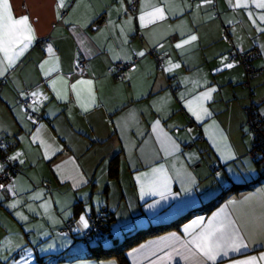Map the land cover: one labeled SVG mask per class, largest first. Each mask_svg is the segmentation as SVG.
I'll return each mask as SVG.
<instances>
[{
    "label": "crops",
    "instance_id": "obj_1",
    "mask_svg": "<svg viewBox=\"0 0 264 264\" xmlns=\"http://www.w3.org/2000/svg\"><path fill=\"white\" fill-rule=\"evenodd\" d=\"M130 1L64 0L58 8L59 0H9L15 18L29 17L35 40L10 68L0 51V70L7 69L0 76V137L11 147L9 156L21 153L11 190H0V264H119L89 253L138 229L170 223L264 175V159L255 162L261 155L247 157L244 129L247 100L264 111V72L250 82L247 98L240 88L243 69L224 67L226 54L238 48L256 49L253 66H264V36L262 42L255 37L264 21L249 19L264 9L252 0L246 8L217 0L222 12L215 18L211 3L202 0H137L134 12ZM153 7L163 8L166 18L144 26L139 17ZM191 35L197 40L176 47ZM157 54L164 56L161 69ZM134 57L125 80L108 73ZM79 58L86 60L83 72L74 70ZM207 91L211 99L199 100ZM27 95L35 102L33 121L19 102ZM201 104L209 115L197 119L193 111ZM101 213L111 217L108 239L104 234L83 246L79 239L90 216ZM66 222L69 236L59 233ZM228 222L247 247L226 248L215 262L191 256L194 237ZM261 255L264 179L125 254L128 264H234L249 257L264 264Z\"/></svg>",
    "mask_w": 264,
    "mask_h": 264
},
{
    "label": "snow or ice",
    "instance_id": "obj_2",
    "mask_svg": "<svg viewBox=\"0 0 264 264\" xmlns=\"http://www.w3.org/2000/svg\"><path fill=\"white\" fill-rule=\"evenodd\" d=\"M257 8L264 9V0H252ZM203 4L212 3V0H202ZM65 6L64 0H59L58 8H62ZM200 5H198L199 7ZM234 7H248L247 0H236ZM251 15V13H249ZM165 10L161 7H153L152 11L144 12L142 11V15L139 17V20L144 26L148 24L155 23L158 20H164ZM261 21H264V15L259 17ZM255 22V21H253ZM260 31H264V29H260ZM35 40V31L30 23L29 17L27 15L21 16L19 18H15L13 15L12 6L9 0H0V51L4 53V58L7 61L8 67H12L15 59L23 54V51ZM197 36L191 35L188 39L183 40L181 43H177V48H182L185 44H188L192 41H196ZM18 45H22L19 49ZM47 51L52 53V47L49 46ZM144 52H139L138 55L144 56ZM226 59V58H225ZM45 64L48 61L44 62ZM43 67V65L41 66ZM179 64H174L171 68H178ZM224 67L231 68L233 64L228 63L225 64ZM171 68L167 69L171 71ZM7 69L0 70V76L4 74ZM55 81L52 82L53 87H55ZM88 83L91 84L90 81H77V84ZM73 91H76L77 85L73 84ZM32 95L36 96L38 93H33ZM77 96H79V92H77ZM46 98V97H45ZM199 100H209L211 99V91L204 92L201 97H198ZM85 110H87V106H85ZM191 110V108H190ZM201 113L203 115H209L208 110L200 105V112L193 111V115L197 117V119H201ZM21 153L17 152L15 155L10 156L8 159L17 160ZM23 163V161H20ZM0 171H3V165H0ZM5 188L4 184H0V189ZM9 190H11V185L8 186ZM39 198L38 196L36 197ZM10 207H15V204L9 205ZM81 221H84V217H81ZM85 226H87L86 221H84ZM192 245V248L189 249V252L192 257H196L199 254L200 257L204 258V261H213L215 262L217 258L223 252V255H227L226 248H231L234 251H239L242 247H247L244 244L243 239L240 237L238 230H236L231 222L222 223L218 227H212L210 225L209 229L205 232H202L200 235L196 236L189 242ZM195 249V251H193ZM187 259V257H186ZM260 260H264V255L259 257ZM203 264V262H201ZM234 264H257V257H249L246 260H237L234 261Z\"/></svg>",
    "mask_w": 264,
    "mask_h": 264
},
{
    "label": "built area",
    "instance_id": "obj_3",
    "mask_svg": "<svg viewBox=\"0 0 264 264\" xmlns=\"http://www.w3.org/2000/svg\"><path fill=\"white\" fill-rule=\"evenodd\" d=\"M211 8L215 18H219V12L217 8V0H212ZM137 8V0H131L129 2V12H134ZM221 32L225 38H228V28L223 26ZM259 57V52L256 49H251L243 51L241 49H233L226 54V59L231 64H238L241 66L244 72L245 80L243 82V87L250 88V82L256 79L263 71L264 68L256 69L253 66L254 60ZM156 64L159 69H161L164 56L157 54L155 56ZM137 58L134 57L131 63L117 62L114 63L109 69L108 73L112 74L117 80H125L127 72L133 70ZM86 68V60L84 58H79L75 62L74 70L75 72H83ZM21 108L25 113L29 115L31 121L34 120L35 115L29 112V108L34 105V99L27 95L20 101ZM245 114V129L251 135V150L249 156L255 158L258 154L264 152V111L261 112L253 104L250 103L248 107L244 108ZM11 149L8 142L0 137V165H3V171H0V184H4L5 188L0 189L1 191H6L8 186L13 184L14 176L17 171L15 160L8 159L9 150ZM44 188H48L49 184L47 182L43 183ZM104 218L98 214L96 216H90L89 218V229L83 235L82 244L86 245L90 241H96L102 236V226ZM72 232L71 222H66L65 225L59 230L60 234L69 236Z\"/></svg>",
    "mask_w": 264,
    "mask_h": 264
},
{
    "label": "trees",
    "instance_id": "obj_4",
    "mask_svg": "<svg viewBox=\"0 0 264 264\" xmlns=\"http://www.w3.org/2000/svg\"><path fill=\"white\" fill-rule=\"evenodd\" d=\"M256 157L253 159H256ZM259 158L260 157H258V159L255 160V162L258 163V165H260L261 164L260 162L264 159V152L261 153V158L260 159ZM263 179H264V175L259 176V178H257L253 182H248L243 185L231 186V188L220 193L215 199H212L209 202H206L202 207L192 210L190 212H187L179 216L178 218H176L170 223L151 225L147 228L138 229L131 234H127L124 237V239H122L119 242H116L114 240L115 242L107 248H101L100 246L94 247L92 248V251L89 253V257L96 259V260L116 259L118 260L119 264H128L125 254L130 249L136 247L137 245H139L140 243H142L143 241L151 237L166 233L168 231L178 230L181 224L187 221L190 217L197 215V214H207L211 212L212 210H214L230 192L250 189L254 185H259L263 181ZM100 215L104 218V222H103L104 224L102 226V236L99 239H97L95 242L101 240L103 235L107 232L108 227H109V221L111 219V217L107 215L106 213H101ZM83 235L79 239V242L81 244H82L81 241H82ZM82 245L87 247L89 243L86 245L84 244ZM60 259H66V257L60 256Z\"/></svg>",
    "mask_w": 264,
    "mask_h": 264
},
{
    "label": "rangeland",
    "instance_id": "obj_5",
    "mask_svg": "<svg viewBox=\"0 0 264 264\" xmlns=\"http://www.w3.org/2000/svg\"><path fill=\"white\" fill-rule=\"evenodd\" d=\"M208 5H210V3L208 4ZM211 6L212 5H210V6H208L209 8V10H210V12H212V9H211ZM218 11H219V13L221 14V8H219L218 7ZM247 13L249 12V10H247L246 11ZM262 15V13H259V14H257V16H255V17H251V18H249L250 20H256V19H259V17ZM247 16H249V14H247ZM260 29H264V28H260ZM260 29H258V35H256L255 37L260 41V42H262L263 41V38H262V36H264V35H262V31H260ZM260 31V32H259ZM222 33V32H221ZM239 38H243V39H245L246 38V35L243 33V34H240L239 35ZM235 48H238V46H235ZM238 49H241V50H243V51H247V50H244V49H242V48H238ZM226 60V62H227V64L229 63L228 61H227V59H225ZM233 65H238V64H233ZM240 66V65H239ZM241 67V66H240ZM262 68H264V66L262 67ZM264 72V71H263ZM262 72V73H263ZM261 73V74H262ZM243 76H244V74H243ZM260 76V75H259ZM244 80H245V76H244ZM244 80H243V82H244ZM240 88H243V86H241ZM244 89V88H243ZM245 91H246V93H247V98H249V94L250 93H248L247 91H248V89L246 88V89H244ZM263 94H264V89H263ZM256 92H254V96L256 97ZM253 98V97H252ZM253 101V100H252ZM253 102H255V101H253ZM250 105V102H248V100H247V104H245V106H244V108L245 107H248ZM264 106V104H262V105H260V107H263ZM263 109V108H262ZM261 112H263V110H261ZM246 118V117H245ZM245 129V128H244ZM245 132L247 133V135H245V136H247V138H248V140H249V151H248V153H247V157H250L249 156V152H250V150H251V145H252V142H251V135H250V133H248L247 132V130L245 129ZM261 155V153L259 154V156ZM251 158V157H250ZM252 160H253V158H251ZM262 169V168H261ZM88 229H89V227L87 228V231H88ZM108 237H109V235H107V232L105 233V235H104V238L105 239H108ZM103 238V239H104Z\"/></svg>",
    "mask_w": 264,
    "mask_h": 264
}]
</instances>
